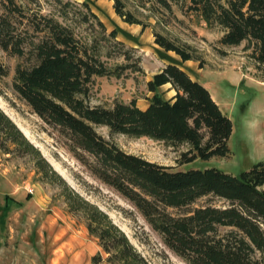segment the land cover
<instances>
[{
    "label": "trees",
    "instance_id": "1",
    "mask_svg": "<svg viewBox=\"0 0 264 264\" xmlns=\"http://www.w3.org/2000/svg\"><path fill=\"white\" fill-rule=\"evenodd\" d=\"M0 13V51L17 59L11 89L43 123L64 141L67 150L96 179L132 203L164 245L187 264H264V163L238 176L219 169L182 171L196 159L226 157L232 122L210 92L176 64L168 63L146 82L147 106L135 100L114 101L111 107L91 106L94 77L121 78L127 72L142 73L140 60L129 63L128 50L117 40V29L106 27L83 1L84 12L74 21L89 34H76L68 8L57 0L58 16H26L13 0ZM113 2L115 14L128 25H145ZM151 13H172L173 7L196 15L208 29H219L218 54L243 46L247 58L264 83V0H141ZM78 15V16H76ZM61 19V20H60ZM29 28H21L23 21ZM73 21V24H74ZM68 23V24H67ZM76 25V24H74ZM97 28V35L92 31ZM31 33V34H29ZM120 48L123 62L110 65L113 55L106 46ZM154 43L181 62L197 61L195 49L154 33ZM169 59V58H168ZM8 69L0 64V78ZM169 86L174 94L163 97ZM105 127L109 139L96 131ZM9 124L0 117V150L8 153L5 137ZM147 138L170 147L185 146L178 166H162L120 149L113 136ZM204 197L222 200V207L208 203L181 215L168 209L189 208ZM93 231V230H92ZM95 261V260H93ZM97 264V263H95Z\"/></svg>",
    "mask_w": 264,
    "mask_h": 264
},
{
    "label": "rangeland",
    "instance_id": "2",
    "mask_svg": "<svg viewBox=\"0 0 264 264\" xmlns=\"http://www.w3.org/2000/svg\"><path fill=\"white\" fill-rule=\"evenodd\" d=\"M13 1L26 16H58L57 0ZM62 1L75 5L68 8V18H72L69 24L76 34H89L87 26H79L72 17L74 12H84L79 5L86 1L107 33L117 29V40L129 51V63L139 59L143 70L127 72L121 78L94 77L88 99L91 106L111 107L114 101L131 100L140 108L148 104L151 94L146 82L171 59L154 43V33H159L195 49L202 68L192 61L193 67L184 64L183 70L207 88L232 122L228 156L196 159L179 169L215 168L238 176L256 163H264V83L258 80L242 45L218 54L215 48L220 47V30L208 29L196 15L175 7L172 13L153 14L149 3L122 0L125 9L145 25L142 30L124 23L115 14L112 1L101 0L100 5L94 0ZM5 5L10 4L0 0V13ZM111 12L121 28L110 20ZM24 27L29 28L26 20ZM97 32V28L92 31ZM106 49L113 55L110 65L123 62L116 57L120 48L113 42ZM16 63L17 59L0 51V64L9 72L0 78V117L9 124L5 137L8 153L0 150V264H187L164 245L132 203L92 176L67 150L63 139L19 100L11 89ZM159 92L165 98L174 94L168 85ZM96 131L110 138L105 127H96ZM112 139L123 151L162 166H178L180 154L186 150L185 146L170 147L147 138L115 135ZM208 203L225 205L222 200L204 197L189 208L168 212L181 215Z\"/></svg>",
    "mask_w": 264,
    "mask_h": 264
},
{
    "label": "crops",
    "instance_id": "3",
    "mask_svg": "<svg viewBox=\"0 0 264 264\" xmlns=\"http://www.w3.org/2000/svg\"><path fill=\"white\" fill-rule=\"evenodd\" d=\"M96 3H97V5H100V4H98V2L99 1H101V0H94ZM108 1H110V0H108ZM98 10H100V9H98ZM113 10V9H112ZM112 13V17L111 16H109L110 17V20L112 19V21L113 22H115V25L116 26H118V27H122L120 24H118V21H117V19L116 18H114V15H113V12H111ZM97 16H98V14L97 13H95ZM99 17V16H98ZM117 17V16H116ZM118 18V17H117ZM102 21V20H101ZM169 53H171V52H168V55H169V57L171 58L169 61H167L166 63L168 64L169 62H172V63H175V64H177L179 67H181L182 69H184V64H186V65H190L191 66V63H192V61H187V62H181L180 61V59H179V57L178 56H170V54ZM191 67H193V66H191ZM185 71V70H184ZM186 72V71H185ZM189 76H191L190 74H189ZM170 98V97H169ZM147 106V105H146ZM145 106V107H146ZM144 107V108H145Z\"/></svg>",
    "mask_w": 264,
    "mask_h": 264
}]
</instances>
